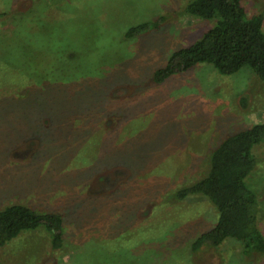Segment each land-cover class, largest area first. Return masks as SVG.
<instances>
[{
	"label": "rangeland",
	"instance_id": "rangeland-1",
	"mask_svg": "<svg viewBox=\"0 0 264 264\" xmlns=\"http://www.w3.org/2000/svg\"><path fill=\"white\" fill-rule=\"evenodd\" d=\"M190 1L0 0V210L64 224L61 249L23 232L0 264H264L232 239L193 254L217 214L204 198L172 197L206 174L223 139L264 123V84L248 67L223 76L199 64L152 83L216 24L183 15ZM241 5L264 20V0ZM145 22L156 29L125 39ZM253 155L245 183L264 238V142Z\"/></svg>",
	"mask_w": 264,
	"mask_h": 264
},
{
	"label": "trees",
	"instance_id": "trees-1",
	"mask_svg": "<svg viewBox=\"0 0 264 264\" xmlns=\"http://www.w3.org/2000/svg\"><path fill=\"white\" fill-rule=\"evenodd\" d=\"M183 15L216 19V24L192 45L171 53L166 65L154 72L152 83L162 84L175 74L208 64L223 76L248 67L264 84L262 15L249 17L241 0H191ZM156 27L154 22L141 23L130 27L124 37L132 39ZM263 142L264 123L226 137L210 152L206 174L172 195L176 201L204 198L217 214L214 226L192 242L193 254L218 248L232 239L240 243L244 257L264 256V238L257 226V199L245 183L257 165L253 149ZM63 225L58 214L36 213L24 205H9L0 210V250L21 233L38 229L50 236L52 249L59 250L63 245Z\"/></svg>",
	"mask_w": 264,
	"mask_h": 264
}]
</instances>
